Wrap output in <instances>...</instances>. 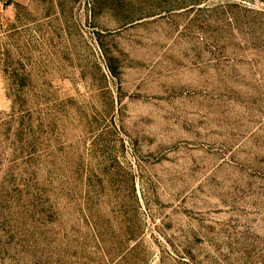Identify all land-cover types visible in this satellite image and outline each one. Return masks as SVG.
Listing matches in <instances>:
<instances>
[{
	"label": "rangeland",
	"instance_id": "obj_1",
	"mask_svg": "<svg viewBox=\"0 0 264 264\" xmlns=\"http://www.w3.org/2000/svg\"><path fill=\"white\" fill-rule=\"evenodd\" d=\"M0 264H264V0H0Z\"/></svg>",
	"mask_w": 264,
	"mask_h": 264
},
{
	"label": "bare ground",
	"instance_id": "obj_2",
	"mask_svg": "<svg viewBox=\"0 0 264 264\" xmlns=\"http://www.w3.org/2000/svg\"><path fill=\"white\" fill-rule=\"evenodd\" d=\"M174 112V110H172L170 113H173Z\"/></svg>",
	"mask_w": 264,
	"mask_h": 264
}]
</instances>
